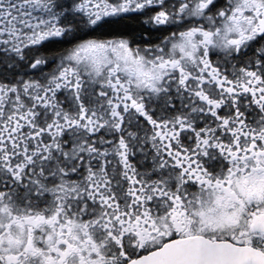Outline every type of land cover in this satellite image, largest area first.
<instances>
[{
    "label": "snow or ice",
    "instance_id": "1",
    "mask_svg": "<svg viewBox=\"0 0 264 264\" xmlns=\"http://www.w3.org/2000/svg\"><path fill=\"white\" fill-rule=\"evenodd\" d=\"M0 264H264V0H0Z\"/></svg>",
    "mask_w": 264,
    "mask_h": 264
}]
</instances>
